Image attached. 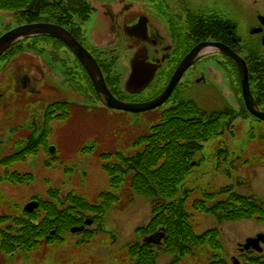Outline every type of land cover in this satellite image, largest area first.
Returning <instances> with one entry per match:
<instances>
[{
	"label": "rangeland",
	"instance_id": "obj_1",
	"mask_svg": "<svg viewBox=\"0 0 264 264\" xmlns=\"http://www.w3.org/2000/svg\"><path fill=\"white\" fill-rule=\"evenodd\" d=\"M157 1L155 0V2ZM115 3L112 4V8L117 11L121 8V5ZM139 3L140 0L133 2L137 8L136 11L134 10L137 15H133V11L131 16L136 17L138 13L147 9L148 15L156 20L157 15L153 11L155 3L153 1L147 3L148 7L144 6L143 9ZM85 4H88L94 10L90 19L96 22L94 25H90V28L99 31L97 22L99 13L96 14L95 8L98 7L103 13L104 9L101 3L95 0L93 2L87 1ZM211 4V0H202L196 6L209 7ZM49 9L53 10L52 8ZM101 17L104 19L102 14ZM17 25L13 21L11 26L8 27L14 28ZM250 32L251 27L249 24L241 22L238 27V34L240 38H243V43L246 45H251L249 42L252 39ZM94 35L95 33H93V38ZM89 40L96 55H99L102 61L110 62V66H112V86L119 87L120 95H125V83L130 75L132 51H127L128 53L126 51H116L114 50L116 47L110 45L111 43L106 46L103 44L95 45L91 43V38ZM105 40H109L107 32L98 39V41ZM50 42L39 41V44H33L35 49H28L31 56L20 55L15 57L11 61L12 67L9 71L5 70V63L0 67V98H2L1 95H5V99L0 100V109L2 106L6 107L4 108L5 112L0 114V119L2 118V121H0V141L4 140L2 152L6 157L10 156L14 151L21 148L19 147L21 138L17 137L23 134H26L23 135L26 139L33 136V129L30 125V129L26 128L12 134L14 138L7 143L9 125L5 123V120L7 122V117L12 113L14 114L15 97L25 96L28 91L36 86L38 78L36 66H38V62L41 65L40 72H44V68L47 69L44 65L52 66L53 64L57 69L60 64L53 61L55 58L64 61V64H70L76 89L73 92L72 90L69 91L66 86L58 87H61L62 92L70 98V101L75 100L80 105L70 107L71 114L70 116L67 115L65 120L59 121L56 119L50 122L49 127L52 129V133L47 144L48 147L56 146L58 148L56 160L52 158L47 150L48 147L44 148L42 147L44 144H42L39 147L41 149L38 151L37 156H31L27 161L13 163L9 167L11 172L25 174V178L31 177L34 180L22 184H14L11 180L0 182V213L5 216L23 215L22 210L27 203L31 202L33 197L54 201L49 196V191L55 189L61 190L64 194L73 192L77 195H83L88 201L98 204L100 194L110 189V178L103 167L105 163L115 161V159H110L111 161L107 162L100 155L110 152H133V148H131L133 139L143 134L151 124L157 121L165 108H170L176 105L177 102L191 101L195 102L201 111H216L222 108L224 94H230L231 91L232 95L226 98L229 108L241 110L243 107L242 90L240 89L237 72L234 70L232 80L229 82L230 91L229 88L225 87L224 90L222 85L219 87L210 80L208 84L196 85L193 83L194 77H197L194 73L192 78L188 79L187 76L183 84L184 87L182 86L179 89L173 98V103L167 104L163 110L143 114L140 116L141 118L106 110L100 105L93 86L88 81V77L82 73L79 68L81 66H77L78 63H76L74 56L69 54L64 47L60 50L61 46H56L59 45L58 43ZM260 43L261 41L258 40L256 47L257 50L261 48V59L264 61V48ZM37 47L43 53L37 52ZM28 50L26 49L23 52ZM57 50L61 51L60 57ZM102 52L104 54H101ZM51 61H53L52 64ZM11 63L8 65H11ZM209 63H213V60L208 59L202 65H208ZM263 75V70L256 71L253 79L259 81L263 79ZM25 76H27V92L23 88ZM46 76L47 80L51 81V76L47 73ZM217 76L221 78L220 71ZM206 78H210V76L206 75ZM222 80L225 79L222 78ZM52 83L56 85L55 80ZM258 84L264 89V83ZM7 85L9 87H6ZM11 88H14V90H11ZM252 88L253 90L256 89V85ZM10 91L15 94L13 101L9 99ZM145 94L147 95V93ZM123 97L130 98L128 95ZM29 100L37 102L36 99L28 98ZM51 101L53 100L49 102L51 103ZM20 103L18 100L17 105ZM242 119L246 120L242 122L243 126L241 125L240 129L235 130L231 136L224 134L225 137L212 138L211 141L205 144L204 149L195 155V162L198 164L191 170L192 172L185 180V186L183 187V190L188 191L190 194L187 205L189 210L192 211L191 213L194 211L192 203L195 200L201 199L205 193L217 192L227 185L234 187L235 191L237 190L247 196H255L258 201L264 203V123L255 121L247 112L244 113ZM37 120L40 121L39 118ZM31 122L33 123L32 120ZM92 146L95 147L93 152L92 150L83 152L84 149ZM223 147L228 148L229 154L219 159L216 156V151ZM46 164H49V166H46ZM5 172L6 168H0V176L4 175ZM239 181H243L246 185L240 186ZM124 197L127 198L106 213L102 233L95 235L89 243H81L82 233H68L65 241L41 245L34 251L27 252V255L16 253L15 256H7L1 251L0 264H126V246L135 243L137 229L146 227L147 223L150 222L152 207L150 202L143 197L130 194ZM194 216L193 228L197 234H204V232L215 230V228L219 229L222 247L225 249L222 256L228 260V264H234L232 258L238 260L241 264H247L246 257L240 256L239 245L245 244L250 237L264 234V221L260 223L253 220L237 223L226 222L219 225L216 217L206 216L196 211H194ZM87 218L93 220V215H87ZM91 229L96 230L98 228L93 226ZM205 251L204 255L199 254L194 260L185 259L181 264H208L214 254L208 248ZM172 258V255L161 252L156 263L170 264Z\"/></svg>",
	"mask_w": 264,
	"mask_h": 264
},
{
	"label": "trees",
	"instance_id": "obj_2",
	"mask_svg": "<svg viewBox=\"0 0 264 264\" xmlns=\"http://www.w3.org/2000/svg\"><path fill=\"white\" fill-rule=\"evenodd\" d=\"M50 1L42 0L40 7H37L39 0H0V37L11 30L8 26H11L13 21L25 25L41 20L60 24L75 36L77 31H81V25L90 19L92 9L85 3L91 0H57L55 4ZM39 10L40 12L34 14ZM61 18L68 20L63 21ZM25 47L26 44H20L8 51V60L14 59ZM28 94L34 95V91H29ZM19 99L24 103L17 105L15 114L9 120L14 122L9 124L12 132H18L26 126V121L32 113L29 107L36 103L34 100H26L24 95ZM4 108L6 107H1L0 114L5 112ZM246 112L244 103L241 110L230 109L228 106L218 112H204L191 101L177 103L165 109L157 121L133 139V152L121 151L102 155V159L107 162L114 159L115 161L105 163L103 167L110 178V189L100 194L98 204H93L84 196L73 192L61 197V191L55 189L49 193L54 201L40 200V209L33 214L24 210L23 215L19 216H5L0 213V252L7 256L13 253L27 255V252H32L41 245L63 242L72 228L83 226L87 215H93L98 229H86L81 240V243H89L95 235L102 233L106 213L123 202L126 198L124 196L129 193L150 202L152 219L146 227L137 229L135 243L126 246V264H157L161 252L173 256L170 264H181L185 259L194 260L197 255H204L206 248L214 254L208 264H227V260L222 256L225 249L222 247L219 229L197 234L193 228L194 211L216 217L219 225L249 220L260 223L264 221V203L258 201L255 196H247L227 185L217 192L205 193L201 199L195 200L192 203L194 211L191 213L187 205L190 194L183 190V187L194 168L195 155L200 153L212 138L225 137L224 134L231 136L235 130L240 129L242 122L246 121L242 119ZM67 115L70 114L63 113L57 116V119L63 121ZM52 120L50 114L46 122H42L38 127L35 125L33 136L19 141V152L6 157L0 148V167L9 168L13 163L37 156L42 144V147L47 148V141L52 133L49 127ZM91 149L92 147H87L84 150L87 152ZM228 154L226 147L216 151L219 159ZM10 180L14 184H22L32 179L11 172L0 177L1 182ZM238 183L240 186L246 185L243 181ZM159 231L165 235L162 244L158 246L144 241V238ZM52 232H56V235L52 236ZM249 264H264V259L252 256L249 258Z\"/></svg>",
	"mask_w": 264,
	"mask_h": 264
},
{
	"label": "flooded vegetation",
	"instance_id": "obj_3",
	"mask_svg": "<svg viewBox=\"0 0 264 264\" xmlns=\"http://www.w3.org/2000/svg\"><path fill=\"white\" fill-rule=\"evenodd\" d=\"M98 1H105L102 4L104 9L103 13L98 7L95 8L96 14L99 13L97 19L99 31L90 28V25H94L96 22L90 19V21L85 22V26L83 25L84 23L81 25V31H77L75 36L77 40L95 56L103 73H105L106 82L110 85L113 95L118 98L121 96L120 94L117 95L119 89L111 84L112 75L109 73V70L112 69V66H110V62L108 63L105 60L102 61V58L96 55L89 43L90 38L92 40L91 43L95 45L103 44L106 46L111 43L110 45L116 47L114 49L116 51H126V53H128L127 51H132V58L130 59L131 67L132 61L139 55L140 50L142 51L137 60L140 64L143 63L142 65H145L146 63H152L161 66L157 78L152 81L150 88L145 91L147 95L143 93L144 98H142L141 95V98H137L138 101L130 100L131 102H149L160 97L170 84V80L176 72V68L184 60L185 56L199 44L220 43L227 46L229 49L231 48L238 56L243 57L250 70L252 69L254 71V63L261 64L264 70V61H262V55L260 54L261 48L257 50L256 47L258 40H260V44H262V48H264V0H211L212 4L209 7H197V3L202 0H158L157 2H154L155 0H150L155 3V9L153 11L157 15L156 20L148 15L147 9L144 12L138 13V16L132 17L133 11L137 9L136 5L133 4L136 0ZM115 1L118 2L115 3ZM147 1L148 0H140L139 4L142 9L144 6L148 7ZM114 3H119L121 8L114 11L112 8V4ZM135 11L133 15H137ZM101 14L104 16V19L101 17ZM62 19L63 21L68 20L67 18H61V20ZM240 21L246 22V24H249L251 27L250 36L252 39L249 41L251 45L243 43V38H240L238 34ZM141 22H146L148 36L150 38H145V35H143L145 29L144 27H139ZM36 23H38V21L33 24ZM73 29L75 28L73 27ZM78 29L79 27L76 28V30ZM105 32L108 33L109 40L98 41L99 38L103 37ZM93 33H95L94 37L96 40L94 38V40L92 39ZM39 41L43 40H37L38 44ZM50 41L58 43L59 45L56 46H61L60 50L63 48L59 42L48 39V42ZM38 48L39 47H37V49ZM60 50H57L59 57L61 54ZM66 51L69 52L68 50ZM39 52L43 53L42 51ZM69 54L72 55L73 52H69ZM101 54L104 53L102 52ZM74 58L76 63H78L77 66H80L81 64L78 62L75 55ZM208 59H212L213 63L202 65ZM53 61H56V59ZM53 61H51V64ZM58 64L60 65L57 66V69L53 64L52 66L44 65L47 68L46 70L44 68V72H40L41 65L39 62L38 66H36L38 78L36 80L35 91L38 99H40V114L45 111V108L48 109L51 106L52 110L49 108L48 113L52 114L57 108H60L61 105H57L59 101L64 100L62 98L63 94L59 92V87L52 83L53 80L61 87L66 86L69 91H73V88L76 87L73 75L71 74L72 69L70 68V64H64L62 60L58 62ZM200 65L202 66L200 67ZM79 68L83 70L82 73L85 74L84 69L81 67ZM148 69L149 67H146L145 72H149ZM237 69L238 68H236L231 58L222 53L212 54L189 68L183 78H185V80L187 76L188 79L192 78V74L196 73L197 77H194L193 83L197 85L200 83L198 82L199 79H206V75H209V80L212 83L219 87L222 85L224 90L226 89L225 87H227L230 91L229 82L232 80L234 70ZM219 71L222 74L221 78L217 76ZM46 73L51 76V81L47 80ZM222 78L225 80H222ZM88 81L90 82L89 78ZM181 84L182 83L175 89V94L169 99L167 104L173 103V98L178 93L179 88L182 86L184 87V85ZM6 87H9V85ZM27 87L28 84H25L24 88ZM123 96L124 95H122V98ZM253 97L264 112V89L262 87L254 89ZM122 98L121 100L130 102ZM47 100L53 101L49 103ZM53 117H55V115H53ZM250 117L253 118L251 115Z\"/></svg>",
	"mask_w": 264,
	"mask_h": 264
},
{
	"label": "water",
	"instance_id": "obj_4",
	"mask_svg": "<svg viewBox=\"0 0 264 264\" xmlns=\"http://www.w3.org/2000/svg\"><path fill=\"white\" fill-rule=\"evenodd\" d=\"M139 27H144L145 31L143 35L147 37V26L146 22H141ZM37 37H51L57 39L59 41H63L69 49L76 54L80 63L83 64L87 73L90 75L93 85L95 86V90L97 95L100 97L101 102L107 108L116 111H124L127 113L134 114H142L143 112L153 111V109L162 107L165 102L169 100V98L173 95L175 88L181 82L180 80L186 73L187 69L196 64V62L200 61L207 55L213 53H223L227 57H231L237 68H239L240 79L242 81V90L244 91V101L246 102V107L251 114L256 116L260 121L264 122V112H262L256 102L253 100L252 92L250 90V78H249V70L246 66L245 61L237 56L231 49L229 50L227 47L221 44H201L196 46L190 54L185 57V60L181 63V65L177 68L174 77L170 81L171 83L164 91V94L159 98L153 100L152 102L142 103V104H134V103H125L122 101H118L110 92L108 85H106L104 75L101 72V69L92 55L86 51L84 47L80 45L78 41L70 34L67 30L62 27H58L52 24H36V25H25L23 27L15 28L9 33L3 35L0 38V59L4 56V54L10 49L14 48L16 45L25 41L26 39L37 38ZM211 47H215L216 49H211ZM139 51V55L140 52ZM144 51V50H143ZM139 55L135 57V62H133V74L128 84V91L131 93H141L145 90L152 82L155 74L159 68V66L152 65L146 63L145 65L140 64L137 60ZM149 67V72H145V68ZM50 154L55 152V148H51L49 150ZM39 204L37 202H33V204L27 207V211L33 213V210L37 209ZM92 224V222H87V225ZM83 228L73 229V233H80ZM164 237L163 234L155 235L153 237L145 240L147 243L152 244H160L161 239ZM261 242L264 243V235L261 234L257 239H249L245 248L246 250H250L254 248L258 252H261L263 249L260 248Z\"/></svg>",
	"mask_w": 264,
	"mask_h": 264
}]
</instances>
